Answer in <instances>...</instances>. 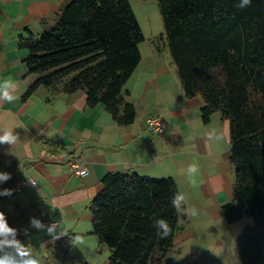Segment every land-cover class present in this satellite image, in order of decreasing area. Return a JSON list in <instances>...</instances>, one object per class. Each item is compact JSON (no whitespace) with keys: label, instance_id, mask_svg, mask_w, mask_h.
Instances as JSON below:
<instances>
[{"label":"trees","instance_id":"1","mask_svg":"<svg viewBox=\"0 0 264 264\" xmlns=\"http://www.w3.org/2000/svg\"><path fill=\"white\" fill-rule=\"evenodd\" d=\"M157 3L185 96L202 98L203 122L219 112L229 123L235 178L233 199L222 208L229 223L244 214L253 219L237 237L239 255L242 264H264V0L243 9L239 0ZM143 40L130 0H70L55 26L19 35L27 71L39 75L26 95L40 84L62 82L64 92L82 89L89 106L102 103L115 122L129 124L135 107L123 87L141 61ZM101 182L89 204L91 233L110 250L109 258L161 264L177 228L178 213L171 206L179 191L176 180L116 171ZM156 219L171 227L166 239L157 238ZM71 237L54 243V258L60 264H89Z\"/></svg>","mask_w":264,"mask_h":264},{"label":"crops","instance_id":"2","mask_svg":"<svg viewBox=\"0 0 264 264\" xmlns=\"http://www.w3.org/2000/svg\"><path fill=\"white\" fill-rule=\"evenodd\" d=\"M69 1L0 0V81L16 82L20 92L12 103L0 101V127L19 134L22 153L20 160L6 154L9 145H0V171L11 175L0 188L13 190L0 200L3 213L40 264H60L53 254L58 239L31 228L32 216L45 224L49 220L62 223L59 232L82 236L85 243L78 247L89 264H121L109 258L110 250L91 233L89 204L103 188L101 179L116 171L171 176L197 215L178 214L170 250L178 240L197 237V223L226 219L222 206L233 199L235 178L229 123L219 112L203 122L202 98L185 96L173 59L160 58L155 46L145 55L141 52L140 63L123 87L124 98L135 107L134 121L129 124L115 122L102 103L89 106L82 89L64 92L62 82L49 87L40 84L26 95L39 75L28 73L23 61L27 50L18 46L19 35L27 29L38 35L55 26L60 8ZM152 115L162 119L163 135L147 129L146 118ZM210 128L222 130L224 140L205 148L202 136ZM73 159L87 166V175L72 172L69 164ZM191 163L200 168L195 187L184 174ZM23 177L34 179L37 186L28 184L16 191L15 184Z\"/></svg>","mask_w":264,"mask_h":264},{"label":"clouds","instance_id":"3","mask_svg":"<svg viewBox=\"0 0 264 264\" xmlns=\"http://www.w3.org/2000/svg\"><path fill=\"white\" fill-rule=\"evenodd\" d=\"M251 3L252 0H239L237 7L243 9L250 6ZM19 94L20 92L16 82L10 79L0 81V101L12 103L18 98ZM202 137L205 138V148H207L209 144L222 142L224 140V133L220 129L210 128ZM20 144L21 138L14 129L0 127V145L10 146L6 154L16 156L21 160L22 153ZM199 172L200 168L197 163H191L185 169L184 174L188 182L194 187L197 185ZM9 179H11V175L8 172L0 171V184L7 182ZM28 179L32 187L37 186L32 179ZM38 192L41 196L40 189H38ZM12 194V189L0 188V196H11ZM171 206L178 214L188 217L197 215V209L187 205L186 196L183 192L177 191L171 197ZM29 224L31 228L45 231L53 240L67 235L64 231H57L62 223L56 221L51 224H45L40 219L32 216L29 218ZM154 226L158 239H166L171 234L172 229L165 219L154 220ZM17 235V229L12 227L5 214L0 212V264H40L39 259L32 253L30 247L18 240ZM70 243L73 247H78L83 245L85 241L82 236L75 235L70 238Z\"/></svg>","mask_w":264,"mask_h":264},{"label":"rangeland","instance_id":"4","mask_svg":"<svg viewBox=\"0 0 264 264\" xmlns=\"http://www.w3.org/2000/svg\"><path fill=\"white\" fill-rule=\"evenodd\" d=\"M139 2L133 0L130 3L144 36L139 43L141 52L145 55L155 46L160 51V58L172 61L157 0ZM251 224L253 219L246 214L232 223L223 216L210 223H197L198 236L178 240L165 256L164 264H242L237 237Z\"/></svg>","mask_w":264,"mask_h":264},{"label":"built area","instance_id":"5","mask_svg":"<svg viewBox=\"0 0 264 264\" xmlns=\"http://www.w3.org/2000/svg\"><path fill=\"white\" fill-rule=\"evenodd\" d=\"M146 126L147 129L157 135H163L165 133V126L163 124L162 119L158 115H152L146 118ZM70 169L73 173L77 175H87L88 174V168L86 165H84L79 160L73 159L69 164ZM32 179V178H30ZM35 183L36 181L32 179ZM29 183L28 178H20L17 180L15 184V190L20 191L24 186H27ZM54 221H48L47 223H53Z\"/></svg>","mask_w":264,"mask_h":264}]
</instances>
